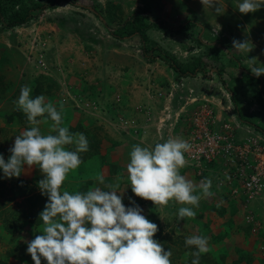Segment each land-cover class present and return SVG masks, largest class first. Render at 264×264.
<instances>
[{"label": "rangeland", "instance_id": "1", "mask_svg": "<svg viewBox=\"0 0 264 264\" xmlns=\"http://www.w3.org/2000/svg\"><path fill=\"white\" fill-rule=\"evenodd\" d=\"M52 1L2 3L9 12ZM76 1L93 6L100 17L60 0L56 7L33 10L34 17L24 25L5 29L0 23V146L11 148L15 136L30 127L15 103L21 88L28 85L33 97L42 94L57 107L62 102L63 126L71 132L84 133L89 140L90 150L81 154L83 163L65 181L67 190L87 191L95 183L97 172L104 175L106 183H114L118 173L125 174L120 188L124 204L139 205L142 214L158 225L154 238L165 250L172 251V264H191L188 254L194 249L185 246V236L191 234L209 240L210 251L201 255L200 264H264V197L253 210L249 209L240 195L230 197L227 186H217L216 177L207 175L203 168L207 164L197 167L187 161L181 174L196 185L210 179L213 195L201 199L199 207L194 208V218L180 220L177 213L185 205L173 200L156 207L135 196L126 179V165L134 145L151 148L169 137L187 140L192 134V117L203 104L216 118L228 123L234 124L232 118L236 116L241 122V135L249 126L242 119L264 128V105L258 102L255 85L241 77L242 69L235 60L239 59L248 71L251 70L243 62L247 55L264 64V7L242 14L236 8L242 0H218L223 14L217 15L201 0ZM135 11L148 25L147 37L159 46L152 51L156 55L152 61L143 55L138 35L117 39L106 27H119ZM154 18L172 26L194 19L199 26L175 32L149 26ZM234 39L250 41L252 51L247 54L233 49ZM165 55L174 57L183 67L196 69L194 75L179 76L166 64ZM261 77L264 85V75ZM222 79L235 92L237 104ZM40 127L47 133L46 124ZM217 163L222 168L221 161ZM220 170L219 178L223 177ZM0 177H5L2 169ZM21 177L28 180L29 189L14 200H6L3 207L9 221L19 227L11 233L0 220V264H34L27 252L28 242L39 234V216L48 198L41 195L35 204L33 198L28 199L40 192L37 182L44 177L38 167L25 166ZM12 178L5 177L11 187ZM248 213L255 217L249 220ZM220 228L226 230L223 237H219ZM42 264L47 262L42 260Z\"/></svg>", "mask_w": 264, "mask_h": 264}, {"label": "clouds", "instance_id": "2", "mask_svg": "<svg viewBox=\"0 0 264 264\" xmlns=\"http://www.w3.org/2000/svg\"><path fill=\"white\" fill-rule=\"evenodd\" d=\"M201 3L217 15L223 14L218 0ZM261 7L264 0H242L236 6L242 14ZM252 48L250 41L233 40V49L241 53L248 54ZM243 62L254 76L264 75V64H259L258 58L247 55ZM15 103L30 127L15 136L7 161L0 153V169L10 179L19 178L25 166L38 167L44 177L37 183L48 200L39 216V234L27 247L34 264H42V260L47 264H172V251L154 238L158 225L142 214L135 201L132 207L124 204L120 188L125 174L118 173L114 183H106L104 175L97 172L95 183L87 191L72 192L64 187L69 173L83 163L81 154L90 150L84 133L63 126L64 104L57 107L42 94L33 97L28 85L21 88ZM42 124L48 126L47 133L41 130ZM190 149V143L178 137H169L151 148L134 145L126 179L135 196L156 207L174 200L185 205L179 208L178 219L194 218V208L213 193L210 179L196 185L181 174ZM185 246L194 249L188 254L191 264H200L201 255L210 251L208 238L199 234L186 235Z\"/></svg>", "mask_w": 264, "mask_h": 264}, {"label": "built area", "instance_id": "3", "mask_svg": "<svg viewBox=\"0 0 264 264\" xmlns=\"http://www.w3.org/2000/svg\"><path fill=\"white\" fill-rule=\"evenodd\" d=\"M192 124V134L186 140L191 145L186 160L197 167L221 161L223 177L217 186H227L230 197L240 195L247 207L264 188V133L248 124V131L241 135L238 126L216 118L204 104L195 111ZM247 218L253 219L251 215Z\"/></svg>", "mask_w": 264, "mask_h": 264}, {"label": "trees", "instance_id": "4", "mask_svg": "<svg viewBox=\"0 0 264 264\" xmlns=\"http://www.w3.org/2000/svg\"><path fill=\"white\" fill-rule=\"evenodd\" d=\"M2 1L3 0H0V23H1L3 28L9 29V28H12L14 26L21 25V24L28 22L31 18L34 17V14L32 12L36 8L43 10L44 8H46V6L56 7L60 0H53L52 3H50L49 5H46V4L34 5L32 7H23L21 9H12L9 12L3 6ZM9 1H14V0H9ZM64 1H66L69 4H73V5L80 6L82 8L89 9L94 14H97L99 16L98 12L94 9L93 6H87V5H84L82 3H78L76 0H64ZM145 17H148V14H146ZM149 24H150L149 26L166 27V28L171 29L175 32H179L183 28H187V27H191V26H199V23L194 19H188L186 22H184L181 25L172 26V25H169L168 23H166L162 19L154 18V19H150ZM106 27L108 28L109 33L117 39H123L126 37H130L134 34L138 35L140 40H141V43H142L143 55L151 61L156 58V55L152 54V51L154 49H158L159 46L157 45L156 42L151 41L147 37V35L145 33V29L148 27V25L141 21V16H140V13H138V11L131 13L123 21V23L119 27L112 28L109 25H106ZM122 30L124 32H121ZM235 60L238 64V67L242 69L241 74H240L241 77L246 78L248 80V83L255 85V88H256L257 93H258V102H260L261 104L264 105V85H263L262 77L261 76L256 77L252 74L251 71L244 70L239 59H235ZM164 61L166 62V64L170 68H172L175 72H177L179 76H193L195 73L196 69H188L186 67H183L172 56L165 55ZM222 83L224 84L225 89L230 91L233 103L237 104L235 92L230 87L225 85L223 79H222ZM237 114L241 115V112L238 109H237ZM10 116H9V118H12ZM242 122L249 124V125L253 126L256 130H259L262 133H264V128L259 127L258 125H256L252 121L242 119ZM9 149H10L9 147H1L0 146V153L3 154L6 161L9 158V156L11 155ZM12 182H13V186L11 187V185H9V183L7 184L5 182V177L3 179H2V177H0V220H2L3 226H5L6 228H9L8 231L11 233H13L14 229H17L19 227V225L17 223L15 224L13 221H9V219L4 214L5 212L3 210V207H5V202H6V200H14L16 198V196H22L29 189L28 180L24 179L21 176L19 178L13 177L10 180V183H12ZM9 193H11V194L8 195ZM41 195L45 197V195L41 194V191H40V192H36V193L32 194L31 196L28 197V199L33 198L32 204H35L36 199L38 197H41Z\"/></svg>", "mask_w": 264, "mask_h": 264}, {"label": "crops", "instance_id": "5", "mask_svg": "<svg viewBox=\"0 0 264 264\" xmlns=\"http://www.w3.org/2000/svg\"><path fill=\"white\" fill-rule=\"evenodd\" d=\"M22 25V24H21ZM24 25V24H23ZM237 111V110H236ZM235 114V113H234ZM232 120H233V122H234V125H236V126H238V128H239V126H240V124H239V120L237 119V117L236 116H233V118H232ZM238 122V123H237ZM241 123V122H240ZM216 162H214V163H212L211 165L210 164H207L206 166H204L203 165V168L205 169H207V172H206V174L207 175H210V176H215L216 178V182H218V179H219V174H220V166L218 165V163L217 164H215ZM32 177V176H31ZM217 184V183H216ZM222 192H225L224 190H221ZM264 197V188H263V190L260 192V193H258L257 195H255L254 196V198H252L251 199V201L249 202V205H248V208L249 209H252L253 210V208H255V206L257 205V203H258V201L259 200H261L262 198ZM229 203H232V202H229ZM234 208V207H233ZM248 208H246V209H248ZM236 214V213H235ZM249 215H251L252 217H255V214H251V213H248ZM227 220V219H226ZM226 224H228L227 222H225ZM233 225V224H232ZM232 225H230V226H232ZM217 233V232H216ZM218 234H219V237L221 236V237H223L224 236V234H226V230L225 229H223V228H220V229H218Z\"/></svg>", "mask_w": 264, "mask_h": 264}]
</instances>
